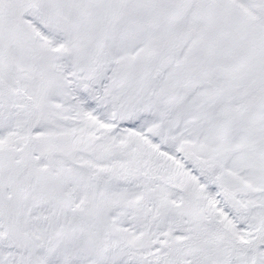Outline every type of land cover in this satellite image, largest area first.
<instances>
[{
	"label": "snow or ice",
	"instance_id": "6c2138e0",
	"mask_svg": "<svg viewBox=\"0 0 264 264\" xmlns=\"http://www.w3.org/2000/svg\"><path fill=\"white\" fill-rule=\"evenodd\" d=\"M0 264H264V0H0Z\"/></svg>",
	"mask_w": 264,
	"mask_h": 264
}]
</instances>
